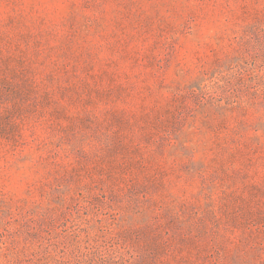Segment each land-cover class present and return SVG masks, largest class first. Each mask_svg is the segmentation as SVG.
Masks as SVG:
<instances>
[{"label":"rangeland","instance_id":"rangeland-1","mask_svg":"<svg viewBox=\"0 0 264 264\" xmlns=\"http://www.w3.org/2000/svg\"><path fill=\"white\" fill-rule=\"evenodd\" d=\"M0 264H264V0H0Z\"/></svg>","mask_w":264,"mask_h":264}]
</instances>
